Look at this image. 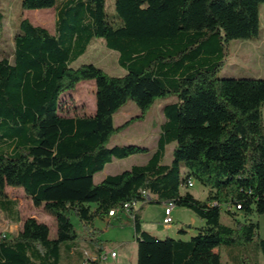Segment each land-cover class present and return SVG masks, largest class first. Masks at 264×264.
Returning <instances> with one entry per match:
<instances>
[{
    "label": "trees",
    "instance_id": "trees-1",
    "mask_svg": "<svg viewBox=\"0 0 264 264\" xmlns=\"http://www.w3.org/2000/svg\"><path fill=\"white\" fill-rule=\"evenodd\" d=\"M262 4L114 0L117 18L109 19L106 0H21L23 9L53 7L55 22L50 32L21 18L12 61L0 58V210L19 221L6 187H21L55 219V234L50 237L46 223L25 218L14 235L0 236V264H66L63 247L74 256L67 264H104L100 256L107 247L95 220L106 217L112 218L107 224L132 226L135 264H222L220 249L231 244L254 243L264 256L258 222L236 219L238 212L264 214V77L218 76L231 40L259 36ZM3 19L0 10V36ZM97 39L118 52L123 75L93 63L72 66ZM89 79L95 83L94 112L61 114L63 95ZM169 97L176 100L162 108L164 121L147 162L95 183L94 175L113 158L149 151L108 143L143 120L156 100ZM129 100L139 114L114 127L113 115ZM170 144L171 161L163 164ZM190 177L207 189L205 199L182 190ZM133 201L139 204L123 209ZM167 202L204 222L190 239L158 238L142 229L144 209ZM222 208L231 224L221 221ZM111 209L118 212L108 216ZM79 242L97 258L71 253Z\"/></svg>",
    "mask_w": 264,
    "mask_h": 264
},
{
    "label": "rangeland",
    "instance_id": "rangeland-1",
    "mask_svg": "<svg viewBox=\"0 0 264 264\" xmlns=\"http://www.w3.org/2000/svg\"><path fill=\"white\" fill-rule=\"evenodd\" d=\"M21 0H0V10L4 15L3 33L0 36V58L8 57L12 61L14 48V36L18 31V24L21 18H27L32 24L40 25L48 29L50 32L54 30L55 11L54 8L41 9H23L20 5ZM106 13L109 19H116L117 15L114 10V0H106ZM261 29L259 36L254 40H231L228 44L230 56L220 70L218 76L220 78H255L264 77V4L260 7ZM118 52L109 50L105 47L103 40H95L80 56L72 66L77 67L84 63H93L102 68L110 75L120 76L125 73V70L117 63ZM95 83L94 80H83L70 92L65 93L61 100L60 113L63 115L74 116L82 114H92L95 105ZM175 97L167 99H158L149 109L145 118L136 121L123 130L113 134L110 137L108 147L138 145L148 149H152L156 145V141L160 132V124L164 121L162 108L164 104L175 101ZM139 114V108L136 104L129 100L113 115V125L117 127L128 118ZM173 144L167 146L166 156L162 163L167 164L171 160V148ZM148 154L133 155L129 158H113L107 163L104 169L94 176V182L98 183L107 175L120 173L133 164H141L147 158ZM182 190H188L196 197L202 196L203 186L195 181L191 188L183 187ZM7 195L16 200L17 209L19 212V221H11L7 219L0 210V236H12L22 226V222L27 217H34L38 221L46 223L50 228V237L55 234V219L45 212L42 206L36 207L33 205L30 197H28L21 187H6ZM148 209V219L144 223L146 229L161 228L162 223V204L151 203ZM158 206H161L159 209ZM173 212L174 222L171 224V229L167 230L169 237L174 234L177 226H182L185 223H190L191 214L194 219L200 221L188 208L175 206ZM178 208V209H177ZM240 219L242 221L253 220L259 224V237L264 238V214L253 213L247 215L242 212ZM74 224L81 230V227L75 217L72 218ZM221 221L225 224H231V217L225 212L224 208L221 211ZM188 225V224H187ZM95 226L100 229L98 239L107 247L108 257L104 264H135L136 255L128 254L120 242L123 238H131L129 229H132L130 224L119 225L117 222L107 224L103 219H96ZM164 235V234H162ZM119 244V245H118ZM118 251V257L110 256V250ZM64 263H68L70 259L74 260V256L69 255V252L63 247ZM74 255L83 253L81 246L74 248ZM85 254L84 256H88ZM222 264H264V256L257 249L254 243L245 245L231 244L222 246L220 249ZM72 257V258H71Z\"/></svg>",
    "mask_w": 264,
    "mask_h": 264
},
{
    "label": "crops",
    "instance_id": "crops-1",
    "mask_svg": "<svg viewBox=\"0 0 264 264\" xmlns=\"http://www.w3.org/2000/svg\"><path fill=\"white\" fill-rule=\"evenodd\" d=\"M174 102V101H173ZM165 105V104H164ZM155 148H156V145L152 148V149H149V151L148 152H146V153H138V154H134V155H139V154H148V156H147V158L145 159V161H143V163H141V164H145L146 162H147V160L149 159V157H150V155H151V153L155 150ZM166 150H167V147H166V149H165V153H164V157L166 156ZM171 150H172V148H171ZM131 156H133V155H131ZM131 156H129V157H131ZM129 157H127V158H129ZM163 157V158H164ZM171 161V160H170ZM170 161H169V163H170ZM168 164V163H167ZM133 165H136V164H133ZM138 165H140V164H138ZM132 166V165H131ZM130 166V167H131ZM129 167V168H130ZM95 176V175H94ZM104 178V177H103ZM102 178V179H103ZM101 179V180H102ZM100 180V181H101ZM194 195V194H193ZM206 195H207V189L203 186V190H202V196L201 197H196L195 195V197L196 198H198V199H201V200H203V199H205V197H206ZM149 205L144 209V211H143V216H142V229L143 230H145V231H147V232H149L150 234H152V235H154V236H156V237H158V238H164V237H166V236H169V235H166L167 233V230L168 229H171V224H169V225H164L163 224V226L161 227V228H158V227H154V226H152L151 227V229H146V227L144 226V223L145 222H147V219H148V209H149ZM159 207V209H161V206H158ZM162 208H163V204H162ZM176 209V207L174 206L173 207V210H172V213H171V215H172V218H173V222H174V216H173V212H174V210ZM178 209V208H177ZM163 216H164V212L162 211V218H163ZM196 216V215H195ZM122 217L126 220V221H130V218L127 216V214H122ZM197 217V216H196ZM198 218V217H197ZM199 219V218H198ZM236 219H240V214L238 213L237 214V216H236ZM105 222H107V221H109V222H111L112 221V218H110V217H106V218H104L103 219ZM200 220V219H199ZM231 220H232V218H231ZM188 224V228L185 230V233H183V234H179L178 233V228L179 227H181V226H177L176 228H175V230H174V234L173 235H171L173 238H176V239H182V240H188V239H190L192 236H194L195 234H196V232H197V228L198 227H200V226H202L203 224H204V222L202 221V220H200V221H197V220H195L194 219V216H192V214H191V217H190V223H185L184 225H187ZM184 225H182V226H184ZM130 230V233H131V238H123V239H121L120 240V242H122V245H120L119 247H124V249L126 250V253H128V254H135L136 255V249H137V244H136V242H135V240H134V237H133V228L132 229H129ZM162 234H164V235H162ZM119 245V244H118ZM78 246H81V248H82V251H83V253H85V254H89L88 256L89 257H91V258H94V259H96V257H97V255L92 251V250H90V248L87 246V244L85 243V242H79L78 243ZM77 247V246H76ZM75 247V248H76ZM73 251H74V249H72L71 250V253H73ZM112 251H115L116 252V256H115V258H117L118 257V251H116L115 249H112ZM102 252H107V250H105V251H102ZM101 252V253H102ZM135 263H136V261H135Z\"/></svg>",
    "mask_w": 264,
    "mask_h": 264
},
{
    "label": "built area",
    "instance_id": "built-area-1",
    "mask_svg": "<svg viewBox=\"0 0 264 264\" xmlns=\"http://www.w3.org/2000/svg\"><path fill=\"white\" fill-rule=\"evenodd\" d=\"M194 184H195V180H194L193 178L190 177V178H188L185 187H187V188H191V187L194 186ZM141 193H142L143 196H145V197H147V198H151V196H152L147 190H142ZM138 204H139L138 201L126 202V203H124V205H123V209H124V210H128V208H129L130 206H137ZM173 207H174V205H173L171 202H167V203H164V204H163V212H164V216H163V218H162V223H163L164 225H169V224L173 223V218H172V215H171L172 210H173ZM228 208H229V207H228ZM232 208H234V209H239V208H240V205H236V206H234V207H232ZM117 212H118V210H116V209H111V210H109L108 216H113V215H115ZM110 256L114 258V257L116 256V252L110 250ZM107 257H108V251H107V252H102V253H101L100 258H102V259H107ZM96 258H97V257H96Z\"/></svg>",
    "mask_w": 264,
    "mask_h": 264
}]
</instances>
